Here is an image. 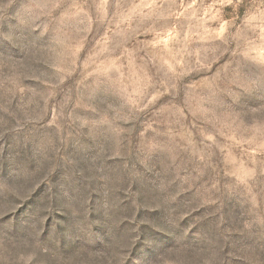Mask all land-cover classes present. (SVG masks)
Segmentation results:
<instances>
[{
    "label": "rangeland",
    "instance_id": "1",
    "mask_svg": "<svg viewBox=\"0 0 264 264\" xmlns=\"http://www.w3.org/2000/svg\"><path fill=\"white\" fill-rule=\"evenodd\" d=\"M0 264H264V0H0Z\"/></svg>",
    "mask_w": 264,
    "mask_h": 264
}]
</instances>
